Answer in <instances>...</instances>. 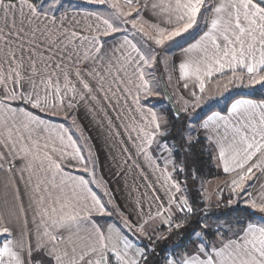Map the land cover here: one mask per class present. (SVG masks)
Masks as SVG:
<instances>
[{
    "label": "snow or ice",
    "instance_id": "obj_1",
    "mask_svg": "<svg viewBox=\"0 0 264 264\" xmlns=\"http://www.w3.org/2000/svg\"><path fill=\"white\" fill-rule=\"evenodd\" d=\"M145 10L155 22L145 19ZM193 32L199 38L182 49L173 67L183 88L191 84L198 92L190 89L189 99L181 97L177 115L183 111L188 119L169 140L173 125L142 103L160 95L146 70L158 61L167 66V50ZM257 86L264 92V0H0V264H153L154 247H138L120 228L102 229L93 220L94 214L112 212L89 180L64 173L65 160L76 161L101 187L91 150L86 158L68 128L32 111H63L69 119L80 106L106 124L114 161L139 168L135 153L163 178L167 206L152 188L146 219L134 223L113 204L128 232L149 240L173 238L162 264H264V99H236L227 116L213 112L199 127L192 120L197 108L231 87ZM201 129L218 150L223 171L236 175L226 201L218 192L216 202L206 195L205 207L194 209L173 179V172H184L174 153L193 156ZM25 173L33 223L39 217L34 233L16 184L25 181ZM191 175L198 179L195 168ZM153 202H159L154 214ZM137 204L136 215L144 217ZM241 204L247 215H232ZM221 207L229 212L213 213ZM194 215L195 227L182 234ZM157 218L166 232L153 228L148 235L145 225Z\"/></svg>",
    "mask_w": 264,
    "mask_h": 264
},
{
    "label": "crops",
    "instance_id": "obj_2",
    "mask_svg": "<svg viewBox=\"0 0 264 264\" xmlns=\"http://www.w3.org/2000/svg\"><path fill=\"white\" fill-rule=\"evenodd\" d=\"M89 9L97 10L96 8L94 9L89 8ZM144 17L145 19H149L152 22L156 21V18L152 16L150 10L144 11ZM198 38L199 36L196 35L195 32H193L191 35L186 34L184 38H180L177 42H174L171 46L172 51L170 53L169 62L171 64L170 66L171 74H173V84L171 86L169 81L167 80V85L172 91L173 96L177 104L179 105L180 109H182L183 107V101L181 100V97H184L185 99H189L190 89L195 90L197 92L198 89L193 88L191 84L189 85V89L183 88L184 81L179 79L178 70H174L173 66L175 65L178 67L179 62L182 59V49L187 48L190 44L194 43L195 40ZM217 79L218 76L213 77L212 82L207 86L209 92L215 91V82ZM248 95L249 94H245V95L237 94V96L231 97V99H229L227 101L228 103L225 105L227 107V111H222L221 109L222 107L216 108V110L208 113L207 116L198 120L197 127H199V124L202 123L203 120L207 119V117L211 115L213 112H220L222 115L227 116L228 109L230 108L231 103L234 102V100L236 99H240V98L254 99ZM219 97L217 96V98L215 99H218ZM142 103L146 107H151L157 111V109L154 106H152L150 103H148V101L142 100ZM212 108L214 107H211L209 109ZM72 111L74 114V118L76 120V125L79 127L76 133L77 134L76 137L74 136L75 134H73V132L69 128L66 122L67 119H65L63 116L59 114L53 116L48 113L45 114L52 116L51 118L46 117L44 115H40V116L42 117V119L46 121H50L53 126L59 127L60 125H63L65 128H68L72 135V139L76 140L77 145L81 147L82 154L85 155L86 158L88 155V151L91 150L93 159L95 161L96 177L97 179L101 180V187H97L96 184L91 183L90 174L84 172L82 170V167L79 164H77L76 161L65 160V162L62 164V167L64 168V173L70 177H77V178L83 177L84 179L89 180V187L98 197H100L101 202L105 203L107 209L113 210L114 213L113 215H116V217L118 218L117 221L119 222L115 223L109 221L108 218L106 219L107 216L110 217L109 215H98V214L93 215V220H95L96 223L99 224L102 229H105L108 225H115L116 227L117 225H119V227L122 228L121 217L117 214V212L113 208V204L118 206L119 209L125 213V215H128V218L133 220L134 223L136 221H142V219H146L149 210V201L154 195L151 190L152 188L156 190L155 195H158L160 197V201L164 202L165 206H167V196L164 192V189L162 188L163 178L159 175V172L154 171L153 168L150 167L149 162L145 160L143 156L136 157L135 153H133V158L136 160V164L139 165V168L132 165L131 161H129L128 165H119L112 158L113 155L115 154V149L111 147L113 141L107 134L106 124L101 126V124L97 123V120H99L100 118L97 116L94 119L93 115L89 113L87 109L84 108L83 106H80L77 109H73ZM158 113L160 114V112ZM221 131H223V129H221ZM81 132L83 133V136L86 139H81ZM198 135L199 137L206 139L207 133L205 132V130L201 129ZM153 147L155 148V146ZM211 148L213 149L216 167L221 174L219 177L212 178L211 180L222 181V183H218L220 185H216L217 186L216 191L217 189L220 188L222 189L223 187L229 188V183L231 179L236 175V173H225L223 171L221 162L218 161L217 159L218 150L215 148L214 145H211ZM68 151H71V149H68ZM130 151L132 150L130 149ZM152 155L153 157L157 158L156 162L160 164L161 168H163L164 163L162 159H159L160 154L153 150ZM27 175L28 174L25 173V181H21L17 179L16 184L21 190V198L24 203V214L26 215L28 220L27 228L31 233H34L36 224L39 223V217H36V223H33L35 205L30 206L31 202L29 201L28 197L25 195V192L27 190V185H26ZM257 175H259V173H257ZM3 179H4V173L0 172V181H2ZM35 179L36 177L33 176V181H35ZM173 179L175 180L174 176ZM211 180H203V181L209 183L211 182ZM57 182H59V177L57 178ZM249 183H252V181H249ZM106 191L108 195H105ZM145 193H147V195H145ZM110 199L113 202L112 204L107 203L108 200ZM137 201H139V207H143L144 209L145 212L144 217H139L136 215V210L138 209ZM158 204L159 202L152 203L151 211L153 214L157 210ZM173 211H175V206H173ZM165 215H167V213H165ZM161 225L163 224L160 222L159 218H157L153 221H150L148 225H145V231H150L152 230V228L157 226L160 227ZM13 227L15 234L16 226L13 225ZM125 234L129 237V239L133 240V242L138 247H141L140 242H138V239L135 238V237H139L138 236L139 234L134 235L131 232L129 233L125 232Z\"/></svg>",
    "mask_w": 264,
    "mask_h": 264
},
{
    "label": "trees",
    "instance_id": "obj_3",
    "mask_svg": "<svg viewBox=\"0 0 264 264\" xmlns=\"http://www.w3.org/2000/svg\"><path fill=\"white\" fill-rule=\"evenodd\" d=\"M248 96L254 99L256 98L264 99V92H262L261 89L259 88L258 91H256L254 94L248 95ZM156 106L158 107L160 106L157 109V111L159 112L160 109L164 111V114H166L167 119L169 120L170 124L173 125L172 135L168 137V139L171 140L174 137H176L178 135L179 130L182 127H184L183 120L186 114L183 113V116L181 118H176L172 110H170V108L168 107L163 97H159L158 103L156 104ZM221 109L222 111H227L226 106L222 107ZM214 110H216V108L209 109L207 112H202V115L200 116L199 120L204 118L205 116L208 115V113ZM32 111L36 112V114H39V115H44L49 118L52 117L45 113H40L38 112V110H32ZM177 143L179 144L180 141L177 140ZM193 151H194V155L188 156V157L184 156L182 152L174 153L176 162L178 164L181 162H184V172L178 171L175 180L178 179L180 182H184V183L185 181H187L186 190L188 194L189 203L193 206L194 209H200V208L205 207L204 200L201 196V193H199V191L201 190V184H200L201 180H211L212 178L219 177L221 174L216 167L213 149L211 148V145H209L207 139L199 137V143L195 145V148ZM192 168H195L198 179L192 178V175H191ZM233 207L236 208L237 210L235 212H232L231 213L232 215H239L241 217H244L247 215V210L244 205L241 204L239 206H233ZM226 212H229V210L227 209L220 215H223ZM196 215H199V213H197ZM196 215L193 216V223L190 224L191 228L189 229V231L185 233L181 231L182 234L189 233L191 229L195 227L194 221L196 219ZM160 229L164 230L167 228L164 225ZM159 242L160 243L154 244L152 241H149V240L147 241V239H143L140 242L141 247L145 248L146 250L152 247L155 248V253L149 257V259L153 262V264H162V260L160 258H162L164 255H166L168 252L171 251L172 249L171 247L173 246V238L170 237L169 240L167 241H159Z\"/></svg>",
    "mask_w": 264,
    "mask_h": 264
},
{
    "label": "rangeland",
    "instance_id": "obj_4",
    "mask_svg": "<svg viewBox=\"0 0 264 264\" xmlns=\"http://www.w3.org/2000/svg\"><path fill=\"white\" fill-rule=\"evenodd\" d=\"M83 6L84 7H88V8H93V9L96 8V9H98L100 11H105L106 10L105 6H96V5H87V4H85ZM137 39H139V38L137 37ZM171 51H172V47H170L167 50V52L165 53L169 58H170ZM170 66H171L170 62L168 63L167 66H165L162 62L158 61L153 69H147L146 70L147 72H150L152 74L148 78L150 79V82L153 85L154 90L156 92L160 93V95H158V96H151V97H148L146 99V101H148V103H150L156 109H158L160 107V106L159 107L156 106V104L158 103L159 97H163L162 96V89H161V86H160V72L162 71L163 74H165V79H166V81L167 80L169 81L171 86L173 84V74H171V67ZM169 77H171V79H169ZM259 88H260L259 86H257L256 88L231 87L229 91L224 92L223 95H220V97L218 96L219 97L218 99L209 100L207 103L202 104L200 108H197L195 113L192 114V120L196 124H198V120H199L200 116L202 115V112H207L209 110V108H211V107L220 108V107L225 106L228 103L227 101L229 99H231V97L237 96V94H242V95L243 94H249V95H252L256 91H258ZM72 112L73 111L71 110V112L69 113V117L70 118L67 119V124H68L69 128L71 129V131L73 132V134H75V133H77V130L79 129V127L77 125H75V126L72 125L71 117L74 116V114H72ZM159 112H160V114L166 116V114H164V111H162L161 109L159 110ZM58 114L65 118V114H64L63 111L59 112ZM187 119H188V117H187V115H185V118H184L183 122H185ZM76 135L77 134H75L74 136L76 137ZM78 136H79V134H78ZM169 169H170V171H172L171 166H169ZM177 172L178 171L173 172V176L175 178H176ZM180 183H181V187L185 190L184 194L188 197L187 190H186V187H185V183L184 182H180ZM218 183H222V181H220V180H211V182L207 183V182L201 180V182H200L201 190L199 191V193H201V196H202L203 200H204V196L210 195L212 197V201L216 202L217 193L218 192H222V195L223 194L225 195V197L223 195V198H224L225 201L228 199V197L231 194L229 188L223 187L222 189L220 188V189H217V191H216V187H217L216 185H220ZM204 203H205V200H204ZM226 210L227 209L223 208V207H221L219 209H216V208L212 209L213 213H215L216 215H220L221 213H223ZM108 211L112 212V215H110V217L107 216L106 219L108 218L109 221H112V222H115V223L119 222V221H117L118 218L116 217V215H113L114 214L113 210H109L108 209ZM162 226H164V225H161L160 227L157 226V227H154V228H158V230L160 232H166L167 229H164V230L160 229ZM117 227L120 228L119 225H117ZM190 228H191V225H188L186 228L181 229V231L185 233V232L189 231ZM120 229H121V231L124 232V234H125V232L126 233L128 232L127 229L123 227V225H122V228H120ZM146 232L148 233V235H151L152 230L146 231ZM135 238L138 239V242H141L143 239H147V241L149 240L147 238V236H139V237H135ZM149 241H152L154 244L160 243L158 240H149Z\"/></svg>",
    "mask_w": 264,
    "mask_h": 264
},
{
    "label": "water",
    "instance_id": "obj_5",
    "mask_svg": "<svg viewBox=\"0 0 264 264\" xmlns=\"http://www.w3.org/2000/svg\"><path fill=\"white\" fill-rule=\"evenodd\" d=\"M160 86L162 89V96L167 103L170 110H172L174 116L176 118H181L183 116V111H180L179 115H177V109H180L179 105L177 104L172 91L170 90L169 86L167 85V81L165 79V74L160 72Z\"/></svg>",
    "mask_w": 264,
    "mask_h": 264
}]
</instances>
